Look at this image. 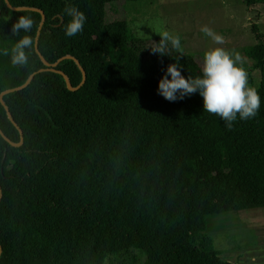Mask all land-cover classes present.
<instances>
[{"label": "trees", "instance_id": "1", "mask_svg": "<svg viewBox=\"0 0 264 264\" xmlns=\"http://www.w3.org/2000/svg\"><path fill=\"white\" fill-rule=\"evenodd\" d=\"M40 9L37 48L46 62L73 56L85 70L72 91L64 77L37 72L2 95L23 140L0 134V264H106L111 257L144 264H235L206 234L208 218L264 208V42L244 49L260 73L255 118L228 130L194 93L169 101L158 83L169 64L188 78L202 75L189 54L141 55L144 39L128 23L106 20L107 6L128 0H8ZM250 7L264 0H240ZM84 12V29L65 35V7ZM0 0V95L46 66L34 49L13 66L21 16ZM257 31V27H253ZM61 70L73 87L82 72L72 59ZM170 78V77H169ZM0 130L21 141L0 102Z\"/></svg>", "mask_w": 264, "mask_h": 264}, {"label": "rangeland", "instance_id": "2", "mask_svg": "<svg viewBox=\"0 0 264 264\" xmlns=\"http://www.w3.org/2000/svg\"><path fill=\"white\" fill-rule=\"evenodd\" d=\"M112 19L125 20L132 36L146 40L138 50L141 55H157L148 47L159 42L157 33L167 30L179 34L183 54L191 55L201 69L206 51L224 47L242 56L249 84L256 88L260 83L259 70L244 49L256 44L257 32L264 42V1L248 7L240 0H128L107 6L106 20ZM203 25L224 36L225 43L214 44L200 32ZM205 232L223 259L235 264H264V208L210 217ZM106 264H144V258L111 257Z\"/></svg>", "mask_w": 264, "mask_h": 264}, {"label": "clouds", "instance_id": "3", "mask_svg": "<svg viewBox=\"0 0 264 264\" xmlns=\"http://www.w3.org/2000/svg\"><path fill=\"white\" fill-rule=\"evenodd\" d=\"M64 12L70 17L64 26L65 35L74 37L84 29L86 16L75 6L65 7ZM34 21L29 16L21 15L12 26V34L20 36L12 48L3 49L2 54L9 56L13 66H25L28 63L26 49H34L35 36ZM200 32L216 45L225 43L224 36L218 34L207 25L200 28ZM159 42L153 41V54L169 55L174 51L183 54L181 37L164 30L157 33ZM243 58L239 53H233L224 47H215L204 53L202 75L185 78L180 71V64H169L164 76L158 83V93L169 101L182 100L186 96L199 93L203 98V110L209 114L218 115L225 121L228 130L233 128L234 122L255 118L260 108V96L257 89L249 84L248 73L243 67ZM170 77V78H169Z\"/></svg>", "mask_w": 264, "mask_h": 264}, {"label": "water", "instance_id": "4", "mask_svg": "<svg viewBox=\"0 0 264 264\" xmlns=\"http://www.w3.org/2000/svg\"><path fill=\"white\" fill-rule=\"evenodd\" d=\"M5 4L11 8L12 10H33V11H37L41 14V21H40V24L38 26V29H37V33H36V37H35V51L36 53L39 55L41 61L44 63V65L46 66L45 68H42V69H39L33 73H31L28 77V79L20 86H17V87H14V88H10V89H7L5 91H3L0 95V102L2 103V105L4 106L6 112H7V115L9 117V119L11 120V122L19 129V132H20V135H21V141L19 143H13L11 142L0 130V134L13 146H18L19 144H21L22 140H23V136H22V131L20 130V128L18 127V125L15 123V121L13 120L12 116H11V113L9 112V109L8 107L6 106V104L4 103L3 99H2V95L6 94V93H9V92H13V91H17V90H20L22 88H24L32 79V77L37 73V72H41V71H45V70H50V71H53V72H57L59 74H61L65 81H66V85L68 87L69 90H76L77 88H79L85 81L86 79V74H85V70L81 67L79 61L73 57V56H63V57H60L55 63L53 64H50L48 62L45 61V59L42 57V55L40 54L38 48H37V41H38V36H39V33H40V30H41V27L44 23V20H45V16L43 14V12L38 9V8H33V7H14L12 5H10L9 1L8 0H4ZM72 59L73 61H75V63L77 64V66L80 68L81 72H82V80L80 82V84L77 86V87H73L71 85V83L69 82V79L68 77L61 71V70H58L56 69V66L63 60V59ZM0 198H1V193H0ZM0 253H1V247H0Z\"/></svg>", "mask_w": 264, "mask_h": 264}]
</instances>
